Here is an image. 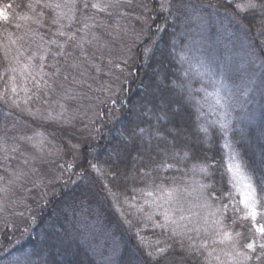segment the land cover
<instances>
[{"label":"rangeland","instance_id":"rangeland-1","mask_svg":"<svg viewBox=\"0 0 264 264\" xmlns=\"http://www.w3.org/2000/svg\"><path fill=\"white\" fill-rule=\"evenodd\" d=\"M54 1L52 5L65 2ZM156 1L160 12L166 13L172 0ZM182 1L188 11H193L195 2L212 7V0ZM93 3L109 6L101 12L91 7ZM148 7L147 0H76L71 20L60 16L66 8L51 7L52 31L45 37L39 18L30 14L16 18L19 26L13 34L0 36L4 66L0 108L5 114L0 130V232L19 223L24 227L35 217L40 205L54 195L64 176L68 177V167L80 159L81 149L95 141L93 129L103 101L110 103L122 97L123 85L135 69V49L146 35L139 20H146ZM211 9L208 14L193 13L200 35L193 38L184 59L188 61H184L185 75L198 94L196 108L201 125L225 137L234 128L242 133L255 130L264 137L262 61L239 21ZM60 31L65 34L59 35ZM13 86L16 93L11 91ZM27 97L31 99L25 102ZM230 164H239L233 154L228 158V168ZM203 174L193 172L178 185L149 186L122 201L112 196L101 178L86 180L79 195L84 205L81 240L93 255L109 263L117 242L115 234L131 226L145 240L171 235L188 242H206L211 251L207 260L212 264H242L245 255L232 241L213 242L219 239L215 233L221 228L212 221L219 214L205 195ZM95 183L102 188L105 200L94 195ZM160 189H175L176 199L170 203L158 199ZM36 206L37 213L30 215ZM165 211L179 226L156 227L164 222L160 214ZM173 228L177 236L172 235Z\"/></svg>","mask_w":264,"mask_h":264},{"label":"trees","instance_id":"trees-1","mask_svg":"<svg viewBox=\"0 0 264 264\" xmlns=\"http://www.w3.org/2000/svg\"><path fill=\"white\" fill-rule=\"evenodd\" d=\"M147 2L146 20H139L140 29L146 30L145 39L135 49V69L123 85L122 97L103 101L93 129L95 141L81 149L80 159L68 167V177L65 175L54 195L40 205V212L24 227L19 223L0 232V264H212L207 260L209 246L195 243L189 248L192 242L171 235L145 240L131 226L115 234L117 242L109 263L93 255L80 238L84 205L79 195L86 180L101 178L112 196L122 201L149 186L178 185L197 171L204 173L207 199L219 209L221 230L229 231L235 248L250 257L242 264H264V249L256 244L250 252L246 247L253 239L259 240V235L252 221L242 218L245 209L229 183L228 171V158L233 154L251 178L258 213H264V137L255 130L242 133L234 128L227 137L205 130L196 108L198 94L188 82L184 64L188 46L200 35L193 13L208 14L214 8L232 15L247 30L264 70V0H254L258 7L244 12L236 5L248 0H212L211 8L195 2L194 12L188 11L182 0H172L166 13L160 12L156 0ZM46 3L55 1L0 0V9L7 15V20L0 19V36L13 34L19 26L16 18L27 14L39 18L42 36L51 33L53 13ZM214 30L212 27L211 32ZM2 63L0 53V75ZM4 120L0 108V130ZM92 187L94 195L105 200L102 188L97 183ZM37 211L36 206L30 215ZM257 223L264 226V215H258ZM164 247L168 250L163 256L153 259L149 255Z\"/></svg>","mask_w":264,"mask_h":264},{"label":"snow or ice","instance_id":"snow-or-ice-1","mask_svg":"<svg viewBox=\"0 0 264 264\" xmlns=\"http://www.w3.org/2000/svg\"><path fill=\"white\" fill-rule=\"evenodd\" d=\"M37 2L39 3V0H37ZM117 3L120 2V0H116ZM231 3V0H230ZM31 6V5H29ZM45 7H55L58 9H67V11H62L60 16L61 18H68L69 20H71L74 17V10L76 7V0H65L64 4L61 5L59 3L57 4H45ZM87 3H85V7H87ZM109 5L107 4H101V3H93L91 5L92 8L97 9L98 11H104L106 9V7H108ZM163 7V5H162ZM237 10L240 12H244L246 9H255L258 7V5L254 2V0H248V2L246 4L240 5L237 4L236 5ZM69 13H72V16H69ZM0 19H4L7 20V15L6 13L0 9ZM56 21H54L55 23ZM87 27V26H86ZM65 33L63 31L59 32V35L63 36ZM69 39H72V37H69ZM52 43H56L55 41H52ZM18 59V58H17ZM41 60L44 59V56L40 57ZM43 67V65H41V68ZM12 72H16L15 68L11 69ZM24 91H27L26 89H23ZM11 91L13 93L17 92V88L15 86L12 87ZM27 99H31V97H27L25 102H27ZM14 103H18L17 101H14ZM143 131V130H141ZM31 139V138H29ZM13 151H15V149H13ZM229 173H231V178L229 183L231 184V186L233 188L236 189L237 193L240 195V201L239 203L243 205V208L245 209L244 215H243V219L248 220L250 219L252 221V227L255 228V232L259 235V240L257 239H253L252 243H248L246 244V247L249 249L250 252L255 251V247L254 245L258 244V246L261 249H264V226H260L257 223V217L258 215H264V213H258L257 211V199H256V190L253 187L252 183H251V178L242 170V167L240 164H235V165H229L228 168ZM161 192V196L158 197V199H164L167 202H172L173 200L176 199L175 197V189H168V190H164V189H160ZM115 195V194H114ZM147 195H152L151 192H148ZM231 196V194H229ZM224 209L227 210V205H224ZM219 212V209L217 210ZM160 215L163 216V220L164 222L162 224H157L156 227H160V228H165L167 229L169 224H173V225H177V221L172 219L168 212L165 211L164 213H161ZM212 216H216V213H212ZM222 217V214H221ZM151 215H148L147 219L151 220ZM180 219H184L183 216L180 217ZM205 223L207 224V218L205 219ZM213 224L215 225H220L222 223V219L221 218H217L214 219L212 221ZM233 223H235V221H233ZM179 226V225H177ZM197 231H199V229H196ZM172 235L173 236H177L178 233L176 231L175 228L172 229ZM215 235L219 238L218 240H214L213 242L216 243H225V242H230L232 240V234L227 231V230H217ZM237 236L240 235L239 232L236 233ZM189 240H191V237H188ZM156 243H159V241H157ZM195 247V243L194 241L189 245V248H193ZM200 247L205 248L207 247L206 242L202 243L200 245ZM167 247L164 248H158L155 249V254L153 252H149V255L153 258V259H157L159 256H163L165 252H167ZM209 255H211V253H209ZM237 255H241V253H237ZM250 257L245 256V259H249ZM216 259L218 260L219 258L216 257ZM257 259H259V257H257Z\"/></svg>","mask_w":264,"mask_h":264}]
</instances>
